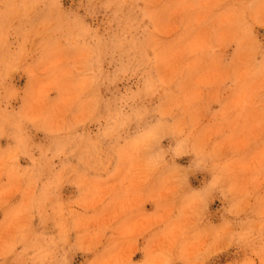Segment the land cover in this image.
<instances>
[{
    "label": "clouds",
    "instance_id": "1",
    "mask_svg": "<svg viewBox=\"0 0 264 264\" xmlns=\"http://www.w3.org/2000/svg\"><path fill=\"white\" fill-rule=\"evenodd\" d=\"M0 264H264V0H0Z\"/></svg>",
    "mask_w": 264,
    "mask_h": 264
},
{
    "label": "rangeland",
    "instance_id": "2",
    "mask_svg": "<svg viewBox=\"0 0 264 264\" xmlns=\"http://www.w3.org/2000/svg\"><path fill=\"white\" fill-rule=\"evenodd\" d=\"M181 163H183V161H181ZM194 183V185H195V182H193Z\"/></svg>",
    "mask_w": 264,
    "mask_h": 264
}]
</instances>
